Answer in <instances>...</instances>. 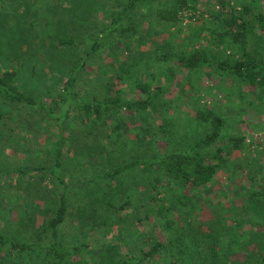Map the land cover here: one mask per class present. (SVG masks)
Instances as JSON below:
<instances>
[{"label": "rangeland", "instance_id": "1", "mask_svg": "<svg viewBox=\"0 0 264 264\" xmlns=\"http://www.w3.org/2000/svg\"><path fill=\"white\" fill-rule=\"evenodd\" d=\"M116 1L6 0L0 17V71L4 68L16 69L18 84L23 90L44 97L54 96L69 77L67 68L75 59H81L99 31L110 22V13ZM170 1L158 0L150 11H136V33L129 36L131 42L127 43L128 46L118 34L110 36L102 51L86 67L78 82V90L81 94H115L117 89H121L129 99H135L141 96L133 85L135 77L149 83L152 92L157 87L162 89L150 109V125L138 117L132 120L127 144L128 149L135 152L138 150L136 128L142 126L151 130L147 153L158 154L174 147L187 148L211 130L208 124L196 118L200 105L210 106L225 119L223 136L216 146L224 148L228 160L206 187L194 193L176 189L175 203H180V194L189 195L191 203L171 213L175 223L167 229L155 220L144 224L139 221V216H144L146 212L135 205L140 203L137 200L140 193L146 190L149 174L146 168L139 167L121 174L105 186H74L73 183L86 179L104 162L100 163L103 158L99 154H92L93 159L88 156L80 158L77 142L69 146L67 141L62 161L67 183L72 184L73 189L60 237L67 247L83 245L80 256L84 260L92 256L101 261L100 249L106 245L110 248L114 246L110 262H115L128 253H138L137 250L145 246L147 240L179 238L181 245L187 244L193 249L194 234H198V230L207 232L214 224H218L219 228L236 225L235 231L239 230L248 238L233 264L238 260L252 262L262 252L264 242L263 215H256V210L248 202V194L264 181V86L234 79L216 66V61H222L230 54L226 46L211 48L217 53V57L212 58L213 65L201 70H189L182 66L177 54L209 46L208 41L213 36L209 28L218 27L209 14L213 16L222 9V5L217 0H199L184 10L180 23L170 25L157 20L154 15L158 5ZM224 3L226 10L241 11L244 5L250 7L247 16L255 21V30L263 31L257 21L260 14L264 15V0H225ZM73 34H77L73 44L58 48L61 36L70 37ZM164 55L168 58H163ZM53 60L56 66L52 65ZM127 67L130 70L126 72ZM0 110L4 112L9 108L0 102ZM52 124L45 120L44 125L33 132L20 127L9 131L10 134L0 141V168L32 162L40 164V161L51 164L59 136L58 128ZM8 125L13 126L14 123L9 121ZM78 128L80 123L77 120L70 125L73 132ZM240 135L246 136L245 146L242 150H234L231 138ZM140 150L144 152L142 146ZM229 151L230 154H227ZM79 158L81 162L78 164ZM62 187L59 180L48 173H33L26 177L0 174V229L19 233L27 223L32 228L41 225L45 218L52 215L48 211L58 200ZM110 188L120 192V205L131 195L133 205H126L122 213L112 212L109 218L100 215L103 218L98 225L96 221L100 219L84 213L99 209L92 202L103 198ZM26 213L34 218L29 221L25 218ZM120 229L122 237L117 238ZM12 258L0 248V264H12ZM164 259L156 256L147 263L159 264ZM85 264L96 263L89 259Z\"/></svg>", "mask_w": 264, "mask_h": 264}, {"label": "trees", "instance_id": "2", "mask_svg": "<svg viewBox=\"0 0 264 264\" xmlns=\"http://www.w3.org/2000/svg\"><path fill=\"white\" fill-rule=\"evenodd\" d=\"M156 1L158 0L116 1L110 13V22L99 31L91 46L85 49L81 59H75L67 68L68 79L52 97L23 90L18 84L16 69L4 68L0 71V102L9 108L4 112L0 110V141L10 134L9 131L18 127L33 132L34 129L41 128L45 120L51 121L53 123L51 126L59 130L56 152L51 164L40 161V164L32 162L11 168L8 166L5 169L0 168V174L26 177L33 173H48L63 186L58 200L48 211H51L52 215L49 217L46 215L47 218L41 225L32 228L27 223L19 233L0 229V248L5 249L13 257L12 264H39V262L85 264L89 259L96 264H148L147 262H151L156 256L165 258L159 264H233L238 253L240 254L238 251H241V246L248 237L240 234L239 230L235 231L236 225L219 228L218 224H214L207 232L198 230V234H194L193 249L187 244L181 245L179 238L147 240L145 246L137 250L138 253L133 255L128 253L115 262H110L114 246L110 248L106 245L100 249L101 261L92 256L84 260L80 256L81 250L84 249L83 245L67 247L60 237L61 226L68 213V200L73 189V185L67 183L66 169L62 161L67 141L69 146L77 142L80 158L88 156L93 159V155L99 154L103 158L100 163L104 162V165L100 164L98 170L90 172L86 179L73 183L74 186H105L121 174L135 171L139 167L146 168L149 172L145 183L146 190L140 193L137 199L140 203L135 205L146 212L144 216H139V221L144 224L148 220H155L167 229L172 228L175 223L170 217L171 213L191 203L189 195L183 194L178 198L180 203H175L173 200L176 197V189L194 193L206 187L213 182L214 177H217L219 170L228 160L224 148L216 146L223 136L225 119L210 106L200 105L196 111V118L201 123L208 124L211 130L187 148L174 147L158 154L147 153L150 148L148 136L151 130L142 126L136 128L138 150L135 152L129 150L127 144L132 120L138 117L137 119H142L150 125V109L162 89L157 87L156 91L152 92L149 83L135 77L134 88L141 92V96L135 99H129L121 89H117L115 94L111 92L81 94L78 90V82L86 67L93 57L102 51L110 36L116 33L124 43L131 42L128 38L136 33L134 21L136 11L144 9L150 11ZM197 1L199 0H172L162 3L154 11L155 18L170 25L178 24L183 19L184 10L189 9ZM217 1L222 5V9L213 16L209 14L218 25L217 28H209L213 34L212 39L208 41L209 46L183 51L177 54L178 61L189 70H201L205 66L213 65L212 58L217 57V53L211 50L213 46L218 48L226 46L230 54L226 55V59L216 61V66L224 69L234 79L254 86H264V15L258 16L257 22L263 30L258 32L255 30V21L247 16L250 14V7L244 5L241 11L226 10L225 0ZM5 4L6 0H0V17ZM76 37L77 34L70 37L61 36L57 43L58 48L73 44ZM163 58L168 57L164 55ZM52 65L56 66L54 60ZM129 70L130 68L127 67L126 72ZM119 77L122 78L121 75ZM112 85L114 87L115 83ZM73 120L80 123V128L75 132L70 129ZM9 121L14 125L9 126ZM231 141L234 150H242L246 136L233 137ZM141 146L145 153L140 150ZM227 154H230V151ZM80 158L77 160L78 164L81 162ZM119 193L110 188L103 198H97L92 202V205H98L99 209L94 208L95 212L84 214L96 220L100 219L99 222L96 221L99 225L102 216L109 218L112 212L122 213L126 205H133V197L132 195L127 197L128 200L124 198L126 201L120 205ZM248 202L256 210V215L262 214L264 219V181L260 187L248 194ZM26 214L25 218L29 221L34 218L33 215ZM106 227L109 230V227ZM121 235L120 229L117 238H121ZM262 245V252L255 261L238 260L235 264H264V242Z\"/></svg>", "mask_w": 264, "mask_h": 264}]
</instances>
